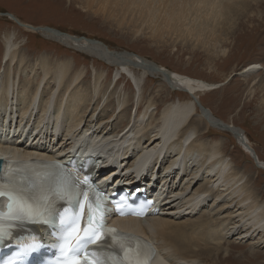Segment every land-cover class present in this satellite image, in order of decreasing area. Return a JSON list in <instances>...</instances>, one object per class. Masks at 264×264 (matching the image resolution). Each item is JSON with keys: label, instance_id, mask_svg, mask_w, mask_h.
Returning a JSON list of instances; mask_svg holds the SVG:
<instances>
[{"label": "bare ground", "instance_id": "6f19581e", "mask_svg": "<svg viewBox=\"0 0 264 264\" xmlns=\"http://www.w3.org/2000/svg\"><path fill=\"white\" fill-rule=\"evenodd\" d=\"M77 1L81 2L82 6L88 10L93 8L94 5L95 7L101 6L107 9L121 7L130 14L128 17H126L123 10L103 11L100 10L101 7L94 10L93 14L96 15L98 12H102L105 15L104 22L111 21L119 27L127 26V30L133 29L140 34H142V25H145L152 32L149 38L153 40H161L165 32L170 36H176L177 40L187 39L190 41L192 48L203 51L210 60L227 57V50L220 47L226 42L228 35L230 36L236 30V22L239 21L237 26L239 27L241 20L252 21L256 17L253 14L256 11L255 9H260L261 6L260 0ZM136 14H139V17L135 16ZM16 20L21 24V28L33 32V26H28L17 18ZM38 32L44 38L55 40L66 48L80 50L107 66L117 67L115 79L118 80L114 82L115 88L119 81H126L125 75L121 74L120 71H125L128 74L138 93L141 92L145 82H152L148 80L149 78H158L160 82L162 81V84H158L156 91L154 89L151 91L152 98H146L142 113L140 112L141 108L137 107L135 117L132 120L131 117L125 119L124 115L129 111L131 105L126 104L125 99L115 100L116 91H110L107 94L109 87L113 84L111 80L108 81L109 70H106L104 74L103 71L95 72L94 75L90 76L91 82L87 85L84 84V80L88 78L87 73L81 71L82 69L75 70L73 62L71 63L63 57L50 61V57L40 56L38 61L36 60L35 66L38 67L41 78L36 79V77L31 81L37 80L39 82L25 85L15 84V76L11 81L6 79L8 83L2 85V87L0 86V107L8 108L9 111L13 110L10 108L12 103L7 104L9 100L12 99L13 102L15 100V104H19L21 107L22 117L28 115L29 118L32 116L33 109H38V117L35 116L38 120L37 124L31 125L32 129L29 132L36 134L35 131L43 124V118L47 116V122H52L54 132L61 123L64 125L65 136L69 138V141L65 142V148L62 145L64 140L62 143H55L52 153L48 151V148H37V143H33L38 137L37 135L31 141L33 146L28 144L19 146L14 140H1L0 158L14 159V157H20L26 161L43 158L47 161L66 162L76 156L80 159L84 156H92L99 161L95 174L97 177L102 173L105 174L107 170L113 167L97 181L103 190H106L107 186V182H104L103 179L108 181V175L114 177L125 169L126 179L124 181L128 183L127 188L129 189L141 187L140 185L143 183V180L134 183L128 176L130 171L135 173L139 171L138 166L149 163L147 173L152 169H154L153 172L158 173L159 169L164 166L162 168L163 185L157 194L152 195V198L157 197L156 202L158 204L165 196L163 205H168L167 210L172 209L178 201L179 207H175V209L179 211L176 213L172 211L173 213L167 214L163 208L157 212V215L145 217L144 220H118L119 226L124 230L136 232L156 246L160 255L156 264H237L236 260L232 259L233 256L229 249L238 248L250 239L253 242L251 247H254V249L250 252L251 256L248 261L249 264H257L255 260L259 257L258 252L264 248V205L249 191V187H246L242 176L238 173L239 170L231 168V164L225 160L224 144L221 141L211 140L207 137L209 134L211 135L210 130L223 132L229 130L228 132L236 137L246 153L253 157H256L257 154L244 131L241 133L234 131V125L231 124V127L225 125L217 120L212 113H208V118H206L203 113H198L196 107L198 105L202 106L198 95L212 93L219 88L218 85L169 71L161 65L158 68L156 67L157 64L147 62L144 58L135 54L112 52L105 46L89 42L84 38L77 39L69 33L59 32L60 34L57 35L50 32ZM143 36L146 38L147 35L143 34ZM5 38L4 54L5 57H8L9 63L15 60L18 65L23 64L24 66L27 59L20 54V51L15 50L16 43H13L11 36H5ZM101 68L103 69L102 66ZM132 68L140 69L141 75L144 77L149 75L148 79L143 80L140 76L130 72ZM263 69L261 64H251L244 67L238 75L246 80ZM228 79L229 77L225 79L226 82ZM44 81V88L47 89L39 92ZM128 84L129 82L126 81V86ZM255 85H258L264 92V78L260 79ZM166 87H169L172 91L176 89L186 90L183 92L188 93L190 99L178 94L182 99L161 103L163 105L159 106L160 104H157L156 100L160 99V102H163L162 95L166 93ZM105 96L108 100L106 104H112V107H114V103H117L119 109L121 108L122 116H119L117 122L114 123V126L115 124L117 126L114 128L111 125L110 127V129L114 128V132H107L105 128L102 132L94 130L96 126L101 127L100 122L104 119L102 117L99 120H97L99 117L96 118L94 123L91 116L87 121L88 123H83L88 109L92 107L91 111L95 115L97 106ZM117 97L120 98V95ZM92 101H97L95 107L91 106ZM261 103L264 107V99ZM3 108L1 109L3 110ZM158 108L160 109L159 114L155 118L152 114L155 111L157 112ZM258 110H254L256 116L264 122V112ZM103 112L106 115L107 111ZM130 122H132L131 127ZM217 123L225 125L227 129L217 127ZM15 124H17L14 129L15 132L17 133V129L20 132L18 134H24L26 125L18 124V121ZM11 128L12 125H9V129ZM119 128H121V131L117 132ZM127 128L129 129L126 130ZM1 131H4L3 126L0 127ZM0 137L5 136L1 134ZM13 137L14 135L10 136V138ZM40 138L42 137H38V141ZM68 142L71 144L70 146L67 144ZM58 146L61 147L60 150L56 149ZM125 147L129 151H121ZM129 152H131V156L127 157ZM132 157L134 161L129 162ZM256 161L257 164H261L258 156ZM164 162L168 165L166 166ZM177 165L178 167H176ZM115 166L123 168L118 171ZM190 168L192 171L190 170L189 173ZM183 172L186 174L184 180H182L183 183H181L182 189L178 190L181 186L179 185L177 188L174 182L171 183L172 177L177 175L178 178ZM137 173L139 174V172ZM119 177L114 182L115 186L109 185V191L118 192L121 190L122 184L120 183L123 180L120 181ZM144 177H147V175H144ZM215 193L217 194L215 195ZM168 194L170 197L166 199ZM214 196L215 200L223 199L222 206L223 209H226V214H223V216L219 208L218 211L213 212H217L216 218L213 216L208 218L203 213H198L201 216L196 218V212L201 205L205 204L207 197ZM182 211L183 214H180ZM172 214L175 218L172 217ZM183 215L188 218L180 220ZM176 216L180 217V221L177 220ZM192 218L193 220H191ZM229 235H231V238L235 236L234 241L237 242L238 246L230 244L225 253L224 245L229 244ZM253 238L255 241H253Z\"/></svg>", "mask_w": 264, "mask_h": 264}, {"label": "rangeland", "instance_id": "374dc122", "mask_svg": "<svg viewBox=\"0 0 264 264\" xmlns=\"http://www.w3.org/2000/svg\"><path fill=\"white\" fill-rule=\"evenodd\" d=\"M260 4V9H255L256 11H254L253 13L256 17H254L252 21L241 20L239 27H237L239 23V21H237L235 24L236 30L234 29L235 31L233 30L234 32H232L230 36L228 35V41L226 40V42L221 45L220 48H225L227 50V57H218L214 60H210L203 51L201 52V50H199L198 48H192L190 45V41L187 39L177 40L176 36H170L165 32L161 40H153L149 38V36L152 35V32L147 29L145 25H142V34H140L133 29H130V31L127 30V26L119 27L111 21L104 22L105 15H103L102 12H98L96 15L93 14L94 10H97L101 6L95 7L94 5L93 8L88 10L87 8H84L81 2L77 0H0V86L2 87V85H6L8 83L7 80L11 81L14 76L16 79L14 81L15 84H36L39 81L34 80L33 82H31L32 79H35L36 77V79H39L40 77L38 67L35 66L36 60L38 61L40 56H48L51 59L50 61L56 58L63 57L71 63L73 62V64L75 65V70L82 69L81 71L88 74H86L88 78L84 80V84L87 85L91 82L90 76L94 75L95 72L103 71L102 73L104 74L106 73V70H109L110 73L108 74V81L111 80L113 84L109 87L107 94H109L110 91H116L114 96L115 100L125 99L126 104L131 105L129 111L126 113V115H124V118L126 119L127 117H131L132 120L135 117V112H137L136 108H141V111H139L142 113L144 107L143 103L145 102L146 98H152V94H150L152 93L151 91L153 89L156 91L158 88V84H162V81L160 82V79H148L147 77L145 78L143 75H141L140 69L137 70L135 68H132L130 72L133 71L132 73L140 76L143 80L148 79L152 82H145L146 84L144 83V86L143 84H141V86L143 87L141 88V92L138 93V91L136 90V88H134L132 82L130 81V77L126 73L124 77L126 78L125 80L129 82V84L126 86V81L121 80L117 83V87L115 88L114 82L118 80L115 79V76L117 75V67L112 68L105 65L103 62L82 53L80 50L69 49L55 40L49 38L46 39L40 32H32L27 29L21 28L20 25H17V23L8 16V14L12 15L13 19L17 18L20 22L25 23L28 26L37 28L47 27L54 29L60 33H69V35H72L77 39L84 38L89 42L94 41L95 43H98L103 47L105 46L112 52L128 53L131 55L135 54L144 58L147 62L157 64L156 67L158 68L159 65H161L172 72H178L179 74L186 75L191 78L202 80L208 83H216L219 88L214 92L209 94L201 93V95H198V97H200L199 102L201 103L202 108L208 111V113H212L217 120L223 122L225 125L229 127H231V124L234 125V131L238 133L244 131L253 149H255V152L257 154L256 157L258 156L260 158L261 164L259 165H261V167L263 166V168L257 167L256 157H253L252 155L246 153L245 149L243 150V148L240 146V143L236 139V137L228 132L229 130H226L227 132L210 130L211 135L209 134L207 138L211 140L215 139L216 141H221L224 144L223 150L225 152V160L231 164V168H233L234 170H239L238 173L242 176L243 182L245 183L246 187H249V191L253 195H255L256 198L259 199V201H262L264 205V122L260 121L259 117L256 116V113L254 111L259 109V112H264V107L261 103L264 99V92L258 85H255L259 82L260 79L264 78V69L257 74L251 75L246 80L243 79L244 77L238 75V73L242 71L244 67L251 64H261L264 68V0H260ZM100 10H123L126 13V17L130 15L121 7H113L110 9L101 7ZM138 15L139 14H136L135 16L139 17ZM143 34L147 35L146 38L143 36ZM5 36L12 37L11 39L13 40V43H16L15 50L20 51V54H22L23 57L27 59V63L24 66L23 64L18 65L15 60L9 63L10 61L8 60V57H5ZM99 65H101L103 69ZM36 74L38 75L36 76ZM230 74L232 75L230 76ZM227 77H229V79L226 82L225 79ZM45 81L41 84V89H39V92L43 91V89H47L46 87L44 88ZM166 93L162 95L163 102H160V99L156 100V103L160 104L159 106H162L168 101H177L179 98L182 99L180 96H185L190 99V95H187L188 93H182L176 90L172 91V89H170L169 87H166ZM178 94L180 96H178ZM14 95L16 99V91L14 92ZM119 95L120 98L117 97ZM106 98L107 96H105L97 106L95 115H93L91 111L92 107L91 109H88L85 121L83 123L87 122L91 116L92 120H94V123L96 118L99 117L97 119L99 120L102 117L104 119L102 122H100L102 124H100L101 127L98 128V126H96L94 130L96 129L98 131L100 130L99 132H102L105 128V131L107 132H114V128L117 126V124H115L114 126V123L117 122V118H119V116H122V112L121 108L119 109L117 103H114V107H112V104H106V102L108 101L106 100ZM96 102L97 101H92L91 106L96 105ZM9 104H11L10 108L13 110L9 111L8 108L0 107V127H4V131H1L0 135L2 134L3 136H5L0 137V141L7 139L14 140L19 146H25L27 144L32 145L31 141L34 136L37 135L38 137H42L39 139V141L38 137H36L35 140L37 142L35 140L33 141V143H37V148H48V151L52 152L55 143H62L63 140L64 142L62 145L63 148H65L64 144L65 142L69 141V138H66L65 136V128L62 123L54 132L52 130V122H47L48 117L46 116L43 118V124L39 126V128L35 131L36 134H34V132L29 131L30 129H32L31 125L37 124L38 120L35 116L38 117V109H33L30 119L28 115L22 117L20 110L21 107L19 104H15V100L14 102L12 99L9 100V103L7 105ZM196 107L198 113L202 114V111L200 110V108H198L199 106ZM1 108H3V110ZM261 108L263 109L261 110ZM160 109L158 108V113L155 111L152 116L155 118L158 117ZM103 111H107L106 115ZM17 121L18 124L22 123L23 125H26V129H24L23 132L24 134H18L20 132L17 129V133L15 132L14 129L17 125L15 123ZM131 123L132 122H130V127L132 125ZM9 125H12L11 129H9ZM111 125H113V129H110ZM128 129L129 128H127L126 130ZM120 131L121 128L117 130V132ZM213 133L217 135H214ZM11 135H14V137L10 138ZM67 144L69 146L71 145L69 144V142ZM60 148L61 147L58 146L56 149L60 150ZM123 150L124 152L129 151L128 148L126 149V147L122 148L121 151ZM129 153H127V157L129 155L131 156V152ZM133 157L131 159L132 161L129 159V162L134 161ZM165 165L167 166L168 163ZM138 167L139 171H136L135 173H132L133 171H130L128 173V176L134 181V183H139L142 176L147 175V177L142 178V185L144 184V187L152 186L151 188L145 187L146 189L148 188L147 193L153 191L157 192L158 190H160L161 186L163 185L162 168L164 166L159 169L158 173L153 172L154 169L147 173L149 163L143 164ZM176 167H178V165ZM115 168L119 171L123 167H120V169L119 167L117 168V166H115ZM191 168L189 169V173L193 169ZM112 169L113 167L107 170V172ZM137 172H139V174ZM103 174L104 173L97 177V179L103 177L105 175ZM185 174V172L181 173L178 178L176 177L177 175H173L174 177H172L171 183L174 182V185L178 188V186H181V183H183L182 180H184L183 178ZM118 176H120V181L123 180L120 184L125 183L124 180L126 179V170L124 169V171L114 177H110L108 175V186L114 185V182L117 180ZM103 181L105 180L103 179ZM142 185L140 186L143 187ZM122 188H125V186L123 185ZM180 188L182 189V186L179 187L178 190H181ZM216 194L217 193H215V195ZM169 197V194L166 195V199ZM222 200V198L215 200V196L207 197L205 204L201 205L200 209L196 212L195 217H200L201 214L198 213H203L205 216L207 215L206 217L208 218L212 216L216 218L215 215L217 212H213L218 211L219 208L220 212H222V215H225L226 209H223ZM163 204L164 203H161L158 206L157 211H160L163 208L164 211L167 212V214L171 213L172 211L175 213L179 211L175 209V207H179L178 201L170 210L166 209L168 206L167 204ZM180 214H183V211L182 213L180 212ZM172 215V217H174V214ZM176 218L177 220L180 219V217L177 216ZM187 218V216L183 215V218H181L180 220ZM193 218L191 220H193ZM230 236L231 235H229L228 238L229 244L224 245L225 253L226 249L230 247V244L238 246L237 242L234 241L235 236L232 238ZM253 241H255L254 238ZM252 243V239H250L247 242H244V244L239 246L238 248L229 249L231 255L233 256L232 259H235L237 264H249L248 258L251 256L250 252H252L254 249V247H251ZM259 252V257L255 261H257V264H264V248H262ZM250 261L252 260L250 259Z\"/></svg>", "mask_w": 264, "mask_h": 264}, {"label": "snow or ice", "instance_id": "6c2138e0", "mask_svg": "<svg viewBox=\"0 0 264 264\" xmlns=\"http://www.w3.org/2000/svg\"><path fill=\"white\" fill-rule=\"evenodd\" d=\"M83 183V188H76L67 182L57 186L56 196L71 206V212L63 203L58 207L54 206L53 199L46 193L25 194L0 185V197H7L9 201L8 215L5 217L0 214V221L7 218L13 221L42 223L50 227L56 241L53 246L64 255V264L69 261L72 264H125L119 258V253L108 251L112 247L109 239L121 241V252L131 251V245L135 242L138 245L135 249L138 258L134 264H149L152 255L150 249L139 246L140 242L133 237L120 236L115 229H106L105 221L110 212L106 206L108 201L104 200L95 188L90 187L87 181ZM81 200H86L87 206L77 216L76 208L81 205ZM117 208L119 209V205ZM116 214L124 213L118 210ZM5 235L0 228V240H3ZM37 247L39 245L35 243L28 246L29 250H35ZM113 255L116 259L110 261L109 257ZM9 264H15V261H10ZM128 264L133 262L128 261Z\"/></svg>", "mask_w": 264, "mask_h": 264}, {"label": "water", "instance_id": "95a60500", "mask_svg": "<svg viewBox=\"0 0 264 264\" xmlns=\"http://www.w3.org/2000/svg\"><path fill=\"white\" fill-rule=\"evenodd\" d=\"M8 16L13 19V16L12 15L8 14ZM13 20L17 23V25H20V27H22L21 24L16 19H13ZM32 30H33V32L41 31V32H50V33H54V34H57V35L60 34L58 31H56L54 29H51V28H47V27H41V28L40 27H38V28L37 27L36 28H33L32 27ZM198 106H199L200 110L202 111L203 115L206 118H208V111H206L205 109H203L202 106H200V105H198ZM217 127H220V128H223V129H227V127H225V125L223 126L220 123H217ZM256 165H257V167H261L257 163H256Z\"/></svg>", "mask_w": 264, "mask_h": 264}]
</instances>
